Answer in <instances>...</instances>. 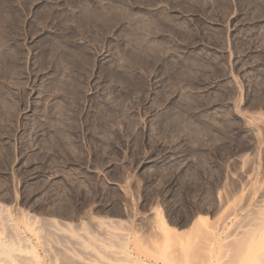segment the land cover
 Returning <instances> with one entry per match:
<instances>
[{
	"label": "rangeland",
	"instance_id": "rangeland-1",
	"mask_svg": "<svg viewBox=\"0 0 264 264\" xmlns=\"http://www.w3.org/2000/svg\"><path fill=\"white\" fill-rule=\"evenodd\" d=\"M263 190L264 0H0L4 220L223 231Z\"/></svg>",
	"mask_w": 264,
	"mask_h": 264
},
{
	"label": "bare ground",
	"instance_id": "bare-ground-1",
	"mask_svg": "<svg viewBox=\"0 0 264 264\" xmlns=\"http://www.w3.org/2000/svg\"><path fill=\"white\" fill-rule=\"evenodd\" d=\"M54 97H49L52 107H56L59 98ZM55 113L59 118L60 113ZM38 174L34 172L30 178L38 179ZM50 177L55 178L56 174ZM249 184H254L251 178ZM253 206L251 214L237 218L228 230L222 231L225 221L221 219L212 228H197L195 223L184 234L171 228L155 208L149 220L150 233L142 239L119 229L113 219L95 221L92 232L72 234L65 229L69 225L61 226L56 220H50L48 233L31 217L23 221V227L0 215V231L7 229L2 236L0 233V264H39L35 253L38 246L56 263L52 247L70 254L74 264H264V190Z\"/></svg>",
	"mask_w": 264,
	"mask_h": 264
}]
</instances>
